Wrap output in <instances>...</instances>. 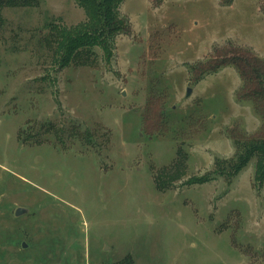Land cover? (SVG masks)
<instances>
[{"label": "rangeland", "instance_id": "rangeland-1", "mask_svg": "<svg viewBox=\"0 0 264 264\" xmlns=\"http://www.w3.org/2000/svg\"><path fill=\"white\" fill-rule=\"evenodd\" d=\"M230 5L124 0L111 56L65 67L50 27L85 21L77 0L2 8L0 264H264L256 157L215 172L264 115L235 67L201 78L229 47L264 62V0Z\"/></svg>", "mask_w": 264, "mask_h": 264}, {"label": "trees", "instance_id": "trees-1", "mask_svg": "<svg viewBox=\"0 0 264 264\" xmlns=\"http://www.w3.org/2000/svg\"><path fill=\"white\" fill-rule=\"evenodd\" d=\"M124 0H77V4L86 14V20L75 26L65 27L53 25L50 27L51 41L60 53L59 67L72 64H91L94 47L102 49L106 59L111 56L112 43L116 35L122 32L129 34L130 20L120 13ZM37 0H0V12L3 7H27L35 5ZM232 0H222V5H230ZM0 21L2 17L0 16ZM216 66L203 71L201 78L207 72L214 73L221 66L231 65L237 69L245 83L246 98L260 104L257 110L264 115V62L257 57L251 48L233 46L219 55ZM261 116V115H260ZM262 117V116H261ZM239 148L233 160H216V173L233 178L244 169L247 163L256 157L254 182L258 187L264 184V138H246L236 140ZM209 175L190 179V183L203 184L209 181ZM113 264H133L132 257L126 256Z\"/></svg>", "mask_w": 264, "mask_h": 264}, {"label": "water", "instance_id": "water-1", "mask_svg": "<svg viewBox=\"0 0 264 264\" xmlns=\"http://www.w3.org/2000/svg\"><path fill=\"white\" fill-rule=\"evenodd\" d=\"M186 91H187L186 96H189L192 93L191 87H187ZM24 210H25L24 208L18 207L15 212V215L17 216L18 214H21L22 212H24ZM22 246L24 247L25 243H23Z\"/></svg>", "mask_w": 264, "mask_h": 264}, {"label": "crops", "instance_id": "crops-1", "mask_svg": "<svg viewBox=\"0 0 264 264\" xmlns=\"http://www.w3.org/2000/svg\"><path fill=\"white\" fill-rule=\"evenodd\" d=\"M235 2H236V0H234L233 3H232V5H230L229 7H224L225 10H230L229 12L232 13V11H233L234 9H236Z\"/></svg>", "mask_w": 264, "mask_h": 264}]
</instances>
